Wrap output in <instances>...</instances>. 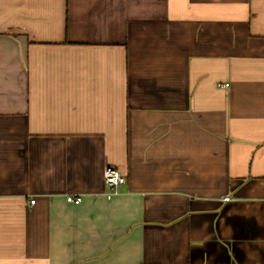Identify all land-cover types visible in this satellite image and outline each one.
Returning <instances> with one entry per match:
<instances>
[{
    "label": "crops",
    "instance_id": "obj_1",
    "mask_svg": "<svg viewBox=\"0 0 264 264\" xmlns=\"http://www.w3.org/2000/svg\"><path fill=\"white\" fill-rule=\"evenodd\" d=\"M0 264H264V0H0Z\"/></svg>",
    "mask_w": 264,
    "mask_h": 264
},
{
    "label": "built area",
    "instance_id": "obj_2",
    "mask_svg": "<svg viewBox=\"0 0 264 264\" xmlns=\"http://www.w3.org/2000/svg\"><path fill=\"white\" fill-rule=\"evenodd\" d=\"M223 86H228L227 83L223 84ZM104 181L106 185L111 189L109 196L117 191L119 185L125 183L127 181V177L116 167L112 165H108L104 170ZM67 200L70 202L79 203L82 201L81 195L69 194L67 196ZM35 202V199L32 200V203Z\"/></svg>",
    "mask_w": 264,
    "mask_h": 264
}]
</instances>
